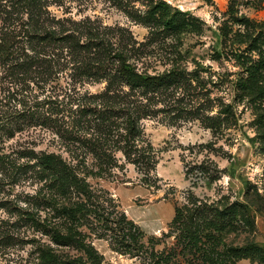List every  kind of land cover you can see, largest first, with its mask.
<instances>
[{
    "label": "rangeland",
    "instance_id": "1",
    "mask_svg": "<svg viewBox=\"0 0 264 264\" xmlns=\"http://www.w3.org/2000/svg\"><path fill=\"white\" fill-rule=\"evenodd\" d=\"M228 2L64 0L61 5L51 6L59 16L90 17L104 25L126 29V36L141 45L139 65L150 73L176 66L182 67L186 73L199 71L201 81L192 80L186 93L183 91L180 98L176 95L179 104L186 108H200L198 115H180L178 102L172 99L166 107L158 104L163 109L157 116L141 121V137L145 143L151 144L154 155V162L147 169L126 160L123 151L117 150L109 167L99 171L94 157L97 149L90 141L83 142L85 139L81 133H64L61 136L60 125L30 122L23 116L14 118L17 102L2 99L8 91L0 90V120H9L7 129L2 131L1 151L17 158L20 151L30 147L35 152L61 153L68 160L74 156L81 159V173L86 174L92 198L99 206L97 211L82 218L79 229L85 241L102 257V264L196 263L197 258L191 259L193 254L183 249L181 231L174 221L176 208L192 206L193 202L210 203L224 197L230 201L244 200L246 183L251 185V191L257 189L263 195L257 205H251L255 228L231 232L226 241L235 244H243L247 240L264 243V150L258 133V109L253 102L239 95L238 80L247 73L238 60L229 56L216 59L213 51L218 40L216 32L226 18ZM156 4L158 14H176L178 18L193 16L201 23L202 29L198 32H168L162 27L153 32L152 27L139 18ZM242 11L264 20V6L261 9L243 7ZM0 85L5 89L11 86L8 78H1V72ZM104 87L105 82H90L82 89L96 93ZM34 92H38L41 98L44 95L39 89ZM223 102L231 105L234 115L214 130L207 126L203 116L218 115ZM18 108H21L20 103ZM61 123L72 126L68 116ZM90 125L91 128L96 127L94 121ZM89 131L87 138L96 132L94 129ZM25 158H18V161L23 162ZM77 160L72 161L76 163ZM200 164L207 168L208 173L202 172L198 167ZM13 172L0 170V224L3 221L12 237L8 243L0 244V264H37L39 247L47 243L54 245L64 257L70 259L82 255L86 260L82 249L53 244L50 235L37 229L28 219L26 212H33L40 220L62 221L61 216L53 217V210L45 201L49 191L47 183L28 170L19 173L18 177H14ZM69 196L71 202L85 201L75 191ZM258 206L262 209H257ZM122 216L140 228L139 238L144 246L139 250L125 245L123 231H127L128 226L123 228L118 223ZM236 264L264 262L243 258Z\"/></svg>",
    "mask_w": 264,
    "mask_h": 264
},
{
    "label": "trees",
    "instance_id": "2",
    "mask_svg": "<svg viewBox=\"0 0 264 264\" xmlns=\"http://www.w3.org/2000/svg\"><path fill=\"white\" fill-rule=\"evenodd\" d=\"M62 1L0 0V72L1 78H8L11 83L7 89L0 85V90L8 91L2 99L17 102L14 118L23 116L30 122L60 125L61 136L81 133L83 142L90 141L97 149L94 157L99 171L109 167L117 150H122L126 160L139 168H149L154 155L151 144L141 137V121L157 116L163 109L158 104L166 107L172 99L178 102L180 115H198L200 108H186L179 104L176 95L180 98L183 91L186 93L191 81L199 79V71L186 73L176 66L150 73L139 65L141 45L126 36V29L107 26L90 17L59 16L51 6L61 5ZM263 6L264 0H229L226 18L216 32L218 40L213 51L216 59L222 56L237 59L247 73L238 80L239 95L257 106L258 133L264 150V20L242 11L243 7L261 9ZM157 7L158 4L139 18L151 26L153 32L162 27L168 32L202 29L193 16L178 18L176 14H158ZM90 82H105V87L96 93L83 90L82 87ZM35 89L44 94L42 98ZM231 115H234L231 105L223 102L218 115L205 114L203 119L207 126L216 130ZM65 116L70 117L72 126L61 123ZM91 121L96 127L91 128ZM8 122L0 120V141ZM89 129L96 132L87 138ZM19 155L15 158L0 150V170L14 171V177L28 170L44 180L49 188L45 201L51 206L53 217L61 216L62 221L40 220L33 212H26L28 219L37 229L50 235L53 244L75 246L87 256L86 260L82 255L69 259L47 243L39 247L37 264H102V257L85 241L79 229L82 218L97 211L99 206L92 198L86 174L81 173V159L74 156L68 160L61 153L35 152L30 147ZM21 157H26L23 162L18 161ZM76 158L77 162L73 163ZM198 167L208 173L202 164ZM245 190L244 200L230 201L224 197L210 203L193 202L192 206L176 208L174 221L181 231L183 249L193 254L191 259L197 258L193 264H236L243 258L264 262V243L226 241L231 232L255 228L251 205H257L263 195L257 189L251 191L249 183ZM74 191L85 201L71 202L69 194ZM118 223L123 228L128 226V230L123 231L126 246L135 250L144 246L139 238L140 228L133 221L122 216ZM7 231L2 221L0 244L12 239Z\"/></svg>",
    "mask_w": 264,
    "mask_h": 264
}]
</instances>
